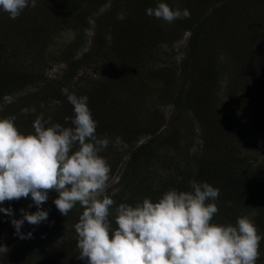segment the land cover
<instances>
[{
  "label": "trees",
  "instance_id": "trees-1",
  "mask_svg": "<svg viewBox=\"0 0 264 264\" xmlns=\"http://www.w3.org/2000/svg\"><path fill=\"white\" fill-rule=\"evenodd\" d=\"M109 1L112 5L98 23L95 45L76 57L75 48L83 45L79 41L80 35L74 48L71 45L67 47L69 51L64 52L63 61L68 64V68L61 81H50L44 74H39L36 62L22 69L20 63L13 60L17 50L13 47L19 46L12 45V40H8L15 37L16 27L21 28V35L29 30L35 34L32 50L38 47L37 36L50 30L46 39L41 41L45 49L53 37L62 31L66 21H72V28L83 32L88 23L87 15ZM160 2L169 3L167 0H48L41 4L43 8H39L37 2L35 8H28V13L16 19H11L8 13L6 15L0 9V103L6 95L26 89L29 85H37L38 89L28 93L26 98L36 106L35 112L29 117L36 119L43 113L45 119L51 117L52 123L68 127L71 126L70 118L74 112L67 96L73 93L77 96L87 95L88 107L97 122L96 135L111 133L125 141L137 139V135H149L150 138L145 142L130 150V157L126 161L124 175L131 177L127 184H130L132 194H135L130 203L136 204L148 197L139 194L143 198L135 200L139 196L137 193L141 189H153V186L143 184L144 177H140L137 182V177L132 176L144 172V166L148 168L158 144L177 149L180 145L179 129L174 126L164 131L162 114L154 111L153 118L148 117L144 122H139L136 108L132 106L136 101L138 106L139 97L143 99L145 94L135 93L131 88L132 83L140 86L144 83L149 87L151 82L159 80L163 85L162 102L168 99L182 110L191 112L199 124L204 144L202 154L192 159L186 157L184 166L179 167L174 175L171 174L170 184L163 183L157 189L156 196L149 199L162 196L169 188L191 191V179L197 183L207 182L219 189L220 194L215 203L223 207L222 212L225 210L222 220L232 219L228 211L234 207L237 210L238 206L253 210L256 215L254 221L264 235V163L258 169L243 166L242 158H237L240 152L234 142L237 138H244L247 125L257 131H264V0H184L190 17L177 19V25L180 30L190 32L189 50L185 57L175 66L146 65L142 69L139 63L143 59L138 56V52L149 51L161 42V32L156 23L163 21L147 15L146 9L155 8ZM150 39L154 42L151 43ZM111 45L116 58L111 57L108 51ZM223 54L229 58V67H233L229 94H234L237 82L241 84L239 93L230 99L233 106L239 104L247 110L245 124L241 122V118L246 119L245 116L237 117L236 112L229 114L220 107L226 106L220 103L222 99L219 94V69L223 66L220 58ZM97 62H102V67L110 68V71L98 81H90L87 86L74 87L73 81L79 71L84 67L95 66ZM179 78L181 80L177 84ZM173 86L177 87V93L169 92H173ZM65 89L67 91L64 92ZM115 93L123 95L121 105L117 102L119 95L115 96ZM57 100L60 103L54 106L53 101ZM22 103L26 102L18 99L4 106L0 119L15 116L14 123L21 133L34 134V121L27 122L18 113ZM136 141L131 140L129 143ZM57 195L54 191L50 192L49 199L41 206L49 212L48 220L42 222L44 226L40 228L27 221L22 226L23 233H33L32 239L17 238L11 218L6 214L0 216V244L14 245L13 254H0V264H86L77 258L78 238L59 240V235L64 236V229L68 227L66 221H63V226H59L50 218L51 214L58 211L53 203ZM3 206L11 207L17 219L22 216L21 208L29 212L37 210L30 196L27 199L5 201ZM80 207L77 203L69 213L75 217ZM236 209L234 212L238 213ZM218 221L217 217H213V223ZM112 226L117 227L113 222ZM260 247L264 255V242Z\"/></svg>",
  "mask_w": 264,
  "mask_h": 264
},
{
  "label": "clouds",
  "instance_id": "clouds-1",
  "mask_svg": "<svg viewBox=\"0 0 264 264\" xmlns=\"http://www.w3.org/2000/svg\"><path fill=\"white\" fill-rule=\"evenodd\" d=\"M36 4L0 0V9L16 19ZM146 14L167 23L190 17L188 9L173 10L164 2L147 8ZM88 99L67 96L74 112L68 127L41 113L33 122L34 134H24L15 116L0 119V212L11 218L14 235L34 238L21 228L25 221L39 225L48 220L49 212L41 206L54 191L58 195L53 203L61 215L66 217L77 203L83 209L74 229L77 258L86 264H256L264 236L247 215L238 217L235 226L213 223L220 192L207 182H190L191 191L167 190L157 202L144 198L134 206L120 203L113 228L109 217L115 201L106 193L110 166L99 154L109 140L97 137ZM29 196L37 210L21 208L19 219L11 207L2 206ZM8 252L0 244V253Z\"/></svg>",
  "mask_w": 264,
  "mask_h": 264
},
{
  "label": "rangeland",
  "instance_id": "rangeland-1",
  "mask_svg": "<svg viewBox=\"0 0 264 264\" xmlns=\"http://www.w3.org/2000/svg\"><path fill=\"white\" fill-rule=\"evenodd\" d=\"M170 4L169 6L175 10L180 9L184 10L186 8V3L184 0H167ZM38 7L43 8L42 3L48 2V0H37ZM41 5V6H40ZM111 2L105 4V6L101 7L97 11H94L87 15L88 23L85 27V30L81 32L80 30H76L72 28V21L67 22L64 24V27L62 31L58 32L52 39L49 47L44 49V46L42 45L41 41L42 39H46L47 35L49 34L50 30L46 31V33H42L39 36H37L38 39V47L34 50H32V41H34L35 34L31 32V30L27 31L29 34L26 33V31L21 35V28H15V37L9 38L8 41L12 40V45L19 47H13L16 50V56L14 57V61H18L20 63V66L22 69L25 68V66H30L29 63L36 62L37 70L40 72L39 74H44V77L50 81L52 80H62V78L65 75L66 69L68 68V64L63 61V55L65 51H69L67 47L71 45L72 48L75 47V44L78 40V36H80V40L83 44L82 46H77L75 48V56L79 57L81 56L85 51H88L92 48L93 45L96 43V37H97V30H98V23L103 18L104 14L108 11V9L111 7ZM30 8V7H28ZM28 8L24 9L21 14L28 13ZM202 8V6H200ZM197 8L194 9V12ZM2 10V9H1ZM7 15V13L5 12ZM3 18V17H2ZM4 20V18H3ZM42 21V18L40 19ZM178 20H175L172 23H167L165 21H158L156 24L160 29L161 32V42L156 45V47H152L153 49L149 51H141L138 52V56L143 59L140 61L139 66L144 69L146 65L150 66H166L171 65L175 66L178 65L181 60L185 57L186 52L189 50V43L188 39L190 36L189 31H182L179 28V22L177 25ZM161 24V25H160ZM144 29V27H143ZM23 36V37H20ZM151 43L154 42V40H149ZM148 41V43H150ZM159 45V51H157V47ZM112 46V45H111ZM35 47V44L33 45ZM42 48V49H40ZM155 49V50H154ZM110 51L111 57L116 58L114 55V47H111ZM44 56V57H43ZM43 57V58H42ZM113 58V59H114ZM221 62H223V66H220L219 69V79H220V98L223 100L220 101V103H224L226 106L220 105V107L225 109L227 113H237L236 116L243 115L246 117L241 118V122L245 124L248 115L247 110L240 107L239 104L233 106L231 104L230 97L233 96L235 93H239V88L241 89V84L239 82L236 83L234 86V94L230 93V77H231V70L232 66L229 67V58L227 55H222L220 58ZM102 62H97L95 66L91 67H84L82 70L79 71L77 76L75 77L73 81L74 87L85 85L87 86L90 81H98L102 77L105 76V74L110 71V68L102 67ZM178 74H180V69L178 68ZM181 78L177 80L180 82ZM232 84V83H231ZM77 85V86H76ZM150 86L147 87L142 84H131V88L135 93L138 91L140 92L139 95L142 92H145L143 99H140V102L137 105V101L135 104H132L134 108H136V114L139 117V122H144L148 117L153 118V112L157 111L158 113L162 114L163 116V129L164 131L168 129H172L174 126L179 129L180 134V145L177 148H173L170 145H157L156 153L152 157V162L149 164L148 168L145 169V166L143 168L144 172L136 173L132 177H137L138 179L146 178L143 182V184L151 185L153 186V189H141L139 194L148 196L146 198H150L152 196H156L155 193L158 191L157 189L161 188L163 186V183L166 185L170 184V176L171 174H175L176 171L179 169V167L184 166V163L186 161V157L189 159L194 158L195 156H199L202 154L201 150L203 148L204 140L201 137V129L199 127V124L194 117V115L191 112H187L185 110H182L180 107H177L172 101L166 100L165 102H162L161 98V91L163 89V85L161 81H153L149 84ZM174 90L173 92L169 91L170 93H177V87L173 86ZM38 89L37 85H29L26 87V89H21L17 92H14L11 95H6L3 99V101L0 103V113L3 110L4 106L8 105L9 103L13 102L14 100L20 99V102H26L22 103L21 109L18 110V113H21L22 119H26L27 122L30 120L34 121L35 118L29 117L31 116L35 110L36 106L30 104V101H28L26 98L28 97V93H32ZM67 91L66 89L64 92ZM233 93V92H231ZM119 95V93H115V96ZM118 97V104L121 105V103L124 101L123 95H119ZM137 97V96H136ZM135 97V98H136ZM22 98V99H21ZM138 98V97H137ZM234 99V98H233ZM143 100V101H142ZM19 102V101H18ZM56 105V104H55ZM54 105V106H55ZM50 107L54 108L53 106ZM222 111V109H221ZM143 126V125H141ZM247 131L245 133L244 138H237V140H234L237 146V149L240 152V156H237V158H242L243 166L248 167L250 169L253 168H259L264 163V131H257L255 129L250 128V126L247 125ZM107 137L109 140V145L107 148H105L102 152L99 154L105 158L107 163L110 166V180H109V187L106 189V193L112 198L115 203L110 209L111 216L109 217L110 222L115 223V208L119 206L120 203H127V204H135L130 203L131 198L135 195L132 194L130 184L127 183L131 180L130 178H127L125 174L126 170V161L130 157V150L143 142H145L148 138H150L149 135H137V139H130L128 141H125L122 137L115 136L111 133L107 134H98V138H104ZM131 140H137L136 142L130 144L129 141ZM134 166V165H133ZM132 166V167H133ZM135 171H132L134 173ZM193 179L190 180L192 182ZM136 182V183H137ZM173 189L169 188L168 190ZM167 191V190H166ZM158 198L151 199L153 202H157L158 199L161 197L160 195H157ZM143 197L139 195L135 200H140ZM128 199V200H127ZM5 205V202H4ZM3 206V205H2ZM5 207V206H3ZM218 212L214 215V217H217L220 219L217 224L223 223L224 225L232 224L235 226L237 218L242 215L249 216L253 221L255 212L253 210L244 208V207H237L239 212H234L236 207L232 211H228L229 215L232 216V219L229 220L226 218V220L223 219V214L225 215L223 210V207L221 205L217 206ZM237 210V209H236ZM237 210V211H238ZM83 209L80 207L78 213H76L75 217L68 213V215L65 217L62 215L60 216V213L58 211H55V214H51L50 218H52L54 223H57L59 226H63V221L65 222V225L68 227V229H64V236L59 235V240L62 241L63 239L68 240L69 238H77V234L75 233L74 225L78 222L79 216L82 214ZM223 213V214H222ZM0 216H4L5 213L0 212ZM72 221V223H70ZM69 222V223H67ZM255 223V221H254ZM256 225V223H255ZM35 226V225H34ZM40 228L41 226H44V224L38 225ZM257 226L258 231L262 236H264L260 228ZM10 228V227H9ZM9 230V229H7ZM28 233V232H26ZM11 236V235H10ZM19 238V237H17ZM264 242V238H262L260 245ZM9 247V252L7 253L8 256L13 254L14 248L13 244H5ZM260 257L256 261V264H264V255L262 253L261 247H260ZM3 254V253H0Z\"/></svg>",
  "mask_w": 264,
  "mask_h": 264
}]
</instances>
